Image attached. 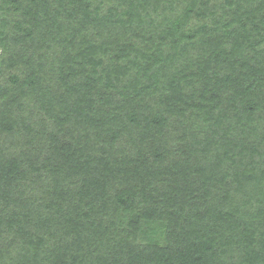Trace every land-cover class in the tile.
<instances>
[{
    "label": "trees",
    "instance_id": "trees-1",
    "mask_svg": "<svg viewBox=\"0 0 264 264\" xmlns=\"http://www.w3.org/2000/svg\"><path fill=\"white\" fill-rule=\"evenodd\" d=\"M0 264H264V0H0Z\"/></svg>",
    "mask_w": 264,
    "mask_h": 264
}]
</instances>
